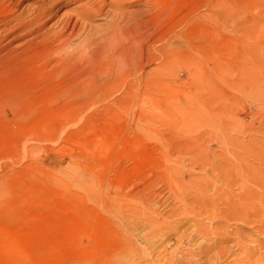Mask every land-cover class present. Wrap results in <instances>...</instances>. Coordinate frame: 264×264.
Returning a JSON list of instances; mask_svg holds the SVG:
<instances>
[{
  "label": "rangeland",
  "instance_id": "1",
  "mask_svg": "<svg viewBox=\"0 0 264 264\" xmlns=\"http://www.w3.org/2000/svg\"><path fill=\"white\" fill-rule=\"evenodd\" d=\"M48 1L0 8V264H264V0H53L67 54L149 43L114 81L40 66Z\"/></svg>",
  "mask_w": 264,
  "mask_h": 264
},
{
  "label": "bare ground",
  "instance_id": "2",
  "mask_svg": "<svg viewBox=\"0 0 264 264\" xmlns=\"http://www.w3.org/2000/svg\"><path fill=\"white\" fill-rule=\"evenodd\" d=\"M52 1L53 0H49L48 1V3H49L48 6H45L44 4H41V5H38L37 8L35 7L33 16L30 14L28 17L24 18L22 23H20L21 24L20 26L23 28L24 35L31 33L32 35H35V37H38V39H39V36H41L42 38H40V39L42 41L46 42V44H44V46H43V50H42V53H41L40 66L46 67V66H48L50 64H60V63L63 64V63H65L72 73H76V72H79V71L83 70V68L85 69V67L89 64V62H93L95 64H98L99 70L101 72L103 70H106L108 72V74L110 75V77H109L110 81L111 80L114 81L115 79L119 78L122 75V72H123L122 70L125 69L123 67L125 66V63L127 62V60L129 61V66H131L132 59L128 55H131L132 52L135 51L137 53V54H135V57H139L140 56V58H142V60H143V57H141V56H143L145 53L148 56V53H149L148 45H149V43H148V45H143L142 42H141L142 46L139 49H135V50L133 49V46H131L132 44L129 45V43H131L134 40L133 39L135 37L134 36V34H135L134 32H137L136 30L134 31L132 29V31H131V30H128V29L127 30L124 29V32H123V29H122L123 33L122 32L120 33V31H118V30L116 31V29H119L120 26L117 28V27H115L116 25L115 26H113V25L111 26L112 28L115 27L116 29H113L112 31L110 30L112 28L108 29L111 32L107 33L102 40L97 39L96 37H94V38L87 37V38H85V41H87V42L83 45L82 49L77 50L75 52H71V53L69 52L70 54H67L64 51V49H63L65 43L60 44L59 46L56 47L55 42L58 41V40H61V38L62 39L64 38L63 40L68 39L70 34L69 35H64L63 33L65 31L64 32L62 31L63 33H57L51 39H49V37H51V36H49L47 39L45 38V27H46L47 23L50 21V19L52 18L51 13H52V11L54 9V5H53ZM58 1L60 3L61 2L67 3L70 0H58ZM77 1H79V0H77ZM7 2H8L7 4H5L3 2H0V8H1V10H3V8H4L7 11V13L10 14V13L13 12V10H14L16 5H15V2H13V0H7ZM72 2H75V1H72ZM41 3H43V1ZM85 6H87L85 8V11H86L85 14L87 16L86 18H89L90 21H92V19H93L92 17L93 16H96V14L99 15V13H100L99 9L101 7L98 8L96 6H89V5H85ZM83 12H84V9H83L82 13ZM113 13H115V12H113ZM5 14H6V12H5ZM102 15H100V16H102ZM118 16H116V17H118ZM81 18H85V17L82 15ZM129 20L130 19H128L127 21H129ZM77 22L75 21L74 23H72L71 27L69 28L71 32L75 31L76 26H78ZM81 22H82V19H81ZM121 22L124 24L123 20ZM119 23H120V21L118 22V24ZM68 25H70V24H68V22H66V24L63 25V27H64L63 29L67 28ZM84 26H86V25L83 24V22H82L79 25L78 28L82 29ZM122 28H124V27H122ZM83 29H85V28H83ZM77 31H78V29H77ZM132 32H133V34L131 35ZM144 33H146V31ZM144 33H143V36H144ZM118 34H119V36H118ZM131 36H132V38H128V37H131ZM127 38L129 39V43L126 42L128 40ZM145 38H147V37H145ZM143 40H144V37H143ZM146 40H148V39H146ZM101 41H102V44L105 45V46L104 47L100 46L99 48H103V49L105 48V49L101 50L99 52H93L94 51L93 49L95 47L98 48L97 47L99 45L98 42H100V45H102ZM67 42H69V41L67 40ZM123 42L126 43V44H124ZM143 43H145V42H143ZM99 48H98V50H99ZM125 48H126V50H125ZM137 48H138V45H137ZM95 50L97 51V49H95ZM126 55H127V57L130 60L126 57ZM135 57H134V59H136ZM137 63H138V61L135 60V64H137ZM103 83H104L103 81L94 82L93 80H91L89 82V84L91 86V89L89 90L87 95L88 96H93V97H95V99L99 98L101 96L100 88L103 85ZM129 84H130V86H134L136 83L133 82V83H129ZM131 93L127 92L126 95L127 94L131 95ZM263 126H264V124H263Z\"/></svg>",
  "mask_w": 264,
  "mask_h": 264
}]
</instances>
